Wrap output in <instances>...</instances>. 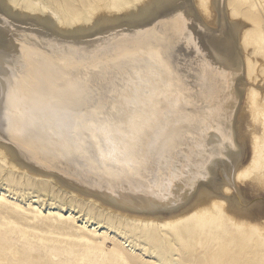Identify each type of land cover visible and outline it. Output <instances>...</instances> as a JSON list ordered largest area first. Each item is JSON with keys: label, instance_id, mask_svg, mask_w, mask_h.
I'll use <instances>...</instances> for the list:
<instances>
[{"label": "bare ground", "instance_id": "1", "mask_svg": "<svg viewBox=\"0 0 264 264\" xmlns=\"http://www.w3.org/2000/svg\"><path fill=\"white\" fill-rule=\"evenodd\" d=\"M32 1L39 6L32 5ZM229 2L191 0L185 5L187 14L176 16L160 12L144 14L141 12L144 3L127 7L126 0H0V20L4 21L0 23V42L9 49L14 47V41H18L21 46L41 51L65 47L83 51L118 45L137 35L145 42L142 55L134 64L116 70L115 80H125L131 69L141 74L137 77L143 80L139 87L148 89L155 82L153 72L167 70L180 82L183 95L190 100L198 97L204 63L212 64L218 58L215 43L220 34L227 33L230 38L224 66L213 65L217 73V87L209 103L217 115L209 119L202 131L197 132L191 145L177 146L179 151L172 163H183L187 173H181L182 178L173 176L171 193L166 194L163 189L151 192L145 186L147 181L112 180L90 169L82 160L36 151L18 142L7 130L4 83H0V156L6 158L11 169L26 172L38 180L40 183H36L43 189L50 182L55 188L68 191L81 203L93 204L92 208L96 211L118 214L133 222L174 228L188 218L209 221L227 219L245 225L254 224L264 234V214L255 218L249 210H245L250 202L243 196L245 191L240 185L253 182L260 186V190L264 189V178H261L259 169L262 167L264 170V151L259 149L258 138L254 137V156L245 163V137L242 138L240 132L243 130L240 122L251 116L254 118L255 105L261 104L264 92L260 91L262 86H257L255 81L262 83L264 76L254 60H249L248 68L246 66L248 52H245L241 42L243 26L231 16ZM157 16L159 18L155 19ZM81 23L82 26L79 25ZM151 52L159 55L163 69L156 68L148 55ZM254 73H257L255 86L249 88L247 102L238 115L246 89L244 77L252 80ZM6 78L5 69L0 66V80L6 82ZM56 79L54 76L51 83L55 84ZM108 79L112 80V77ZM97 83L99 80L94 79L88 86L95 90ZM111 87L108 83L102 85L101 94L107 95ZM124 87L121 83L115 90L120 91ZM141 99L147 100L148 97L142 92ZM146 112L147 109L141 110L145 119ZM38 123L42 131H56V119L51 113H43ZM151 135L152 125L146 121L136 146L147 149ZM174 171L169 166L170 174ZM155 182L156 178H153L151 183ZM10 224L15 225L14 222ZM79 241L90 243L87 234ZM81 256L83 259L87 257Z\"/></svg>", "mask_w": 264, "mask_h": 264}, {"label": "snow or ice", "instance_id": "2", "mask_svg": "<svg viewBox=\"0 0 264 264\" xmlns=\"http://www.w3.org/2000/svg\"><path fill=\"white\" fill-rule=\"evenodd\" d=\"M190 3L147 0L141 12L186 15L185 5ZM13 43L9 49L0 42V66L7 77L0 83L5 84L10 136L36 151L82 160L109 179L147 181L145 186L151 192L173 191V176L182 178L181 173H187L183 163H172L179 151L177 146L191 145L197 132L217 115L209 103L217 87L213 65L224 66L230 46L227 33H221L215 43L218 58L202 66L198 97L191 100L167 70L153 72L155 82L148 89L139 87L143 84L137 79L141 74L131 69L125 80H115L116 70L134 64L142 55L145 42L137 35L118 45L83 51L68 47L41 51L21 46L18 41ZM148 55L157 69H163L156 52ZM54 76L57 79L52 84ZM94 79L99 83L92 90L88 85ZM105 83L112 87L102 95ZM121 83L125 87L116 91ZM142 92L147 100L141 99ZM144 109L146 119L141 115ZM45 112L55 117V132L41 130L38 120ZM146 121L152 125V135L147 149H139L137 137ZM169 166L174 173L170 174ZM153 178L155 183H151Z\"/></svg>", "mask_w": 264, "mask_h": 264}, {"label": "rangeland", "instance_id": "3", "mask_svg": "<svg viewBox=\"0 0 264 264\" xmlns=\"http://www.w3.org/2000/svg\"><path fill=\"white\" fill-rule=\"evenodd\" d=\"M144 2L126 0L125 5ZM230 2L231 16L243 26L246 66L254 60L264 76V0ZM32 5L39 3L32 1ZM252 75L255 79L244 77L246 89L238 115L247 102L249 88L255 86L257 73ZM259 82L255 84L264 92V80ZM259 103L255 117L240 122L245 163L254 156V137L264 151V93ZM5 159L0 156V264H264V234L254 224L188 218L174 228H163L133 222L118 214L96 211L93 204L81 203L50 182L43 189L30 174L11 169ZM259 169L264 178L263 168ZM240 185L250 202L245 210L259 218L264 214V189L253 182ZM86 234L89 244L79 241Z\"/></svg>", "mask_w": 264, "mask_h": 264}]
</instances>
